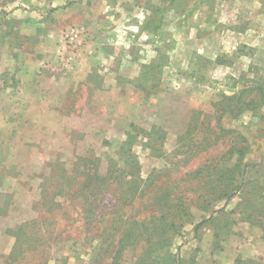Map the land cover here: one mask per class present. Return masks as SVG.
Here are the masks:
<instances>
[{"label":"rangeland","instance_id":"obj_1","mask_svg":"<svg viewBox=\"0 0 264 264\" xmlns=\"http://www.w3.org/2000/svg\"><path fill=\"white\" fill-rule=\"evenodd\" d=\"M0 264H264V0H0Z\"/></svg>","mask_w":264,"mask_h":264},{"label":"built area","instance_id":"obj_2","mask_svg":"<svg viewBox=\"0 0 264 264\" xmlns=\"http://www.w3.org/2000/svg\"><path fill=\"white\" fill-rule=\"evenodd\" d=\"M74 30L73 29H71V30H69L68 32H66V36L68 37L69 35L70 36H72L73 34H74V32H73ZM75 36V35H74Z\"/></svg>","mask_w":264,"mask_h":264}]
</instances>
